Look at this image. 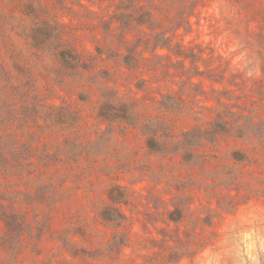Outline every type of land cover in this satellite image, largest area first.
I'll return each mask as SVG.
<instances>
[{
    "label": "rangeland",
    "instance_id": "1",
    "mask_svg": "<svg viewBox=\"0 0 264 264\" xmlns=\"http://www.w3.org/2000/svg\"><path fill=\"white\" fill-rule=\"evenodd\" d=\"M0 264H264V0H0Z\"/></svg>",
    "mask_w": 264,
    "mask_h": 264
},
{
    "label": "trees",
    "instance_id": "2",
    "mask_svg": "<svg viewBox=\"0 0 264 264\" xmlns=\"http://www.w3.org/2000/svg\"><path fill=\"white\" fill-rule=\"evenodd\" d=\"M198 132L203 133L204 131H198ZM204 133H206V132H204ZM185 135L188 136L189 133H186ZM190 136H191V135H189L188 137H190Z\"/></svg>",
    "mask_w": 264,
    "mask_h": 264
}]
</instances>
